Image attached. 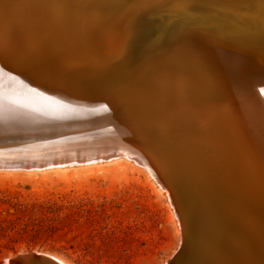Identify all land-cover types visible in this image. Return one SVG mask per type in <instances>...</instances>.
Listing matches in <instances>:
<instances>
[{"label": "bare ground", "instance_id": "6f19581e", "mask_svg": "<svg viewBox=\"0 0 264 264\" xmlns=\"http://www.w3.org/2000/svg\"><path fill=\"white\" fill-rule=\"evenodd\" d=\"M246 1L264 12V0H0V87L20 86V74L84 70L132 99H153L150 125L161 135L151 157L168 172L130 151L83 150L74 164L47 169L121 158L144 169L176 214L186 245L176 264H264V17L244 14ZM227 10L245 12L232 24ZM148 14H157L150 26ZM153 22L172 36L169 45L134 63L131 33L144 35Z\"/></svg>", "mask_w": 264, "mask_h": 264}, {"label": "rangeland", "instance_id": "374dc122", "mask_svg": "<svg viewBox=\"0 0 264 264\" xmlns=\"http://www.w3.org/2000/svg\"><path fill=\"white\" fill-rule=\"evenodd\" d=\"M242 4L248 12L227 10L224 18L234 24L244 12L254 20L264 17L248 1ZM156 15L144 17L147 25ZM218 21L212 27L224 29ZM154 23L144 35L131 33L132 39L136 36L133 47H138L134 63L159 56L157 44L169 45L172 36ZM148 43L152 46L144 49ZM54 169L0 170V226L8 227L0 233V264L33 251L69 264H167L177 253L176 214L166 192L144 169L124 158Z\"/></svg>", "mask_w": 264, "mask_h": 264}, {"label": "water", "instance_id": "95a60500", "mask_svg": "<svg viewBox=\"0 0 264 264\" xmlns=\"http://www.w3.org/2000/svg\"><path fill=\"white\" fill-rule=\"evenodd\" d=\"M18 81V87H0V170L31 171L74 164L79 159L75 156L84 150L96 154L130 151L168 172L166 165L154 160L156 150L152 148L159 141L161 128L150 125L156 115L153 99H132L117 82L112 86L100 74L84 70L20 74ZM140 105L152 112L149 118L141 114ZM173 121L181 124L176 118ZM159 160H164L162 154ZM185 254L183 244L168 264L182 261ZM9 262L63 264L35 251L19 253Z\"/></svg>", "mask_w": 264, "mask_h": 264}, {"label": "trees", "instance_id": "16d2710c", "mask_svg": "<svg viewBox=\"0 0 264 264\" xmlns=\"http://www.w3.org/2000/svg\"><path fill=\"white\" fill-rule=\"evenodd\" d=\"M1 232H8V227H6V226H0V233Z\"/></svg>", "mask_w": 264, "mask_h": 264}]
</instances>
